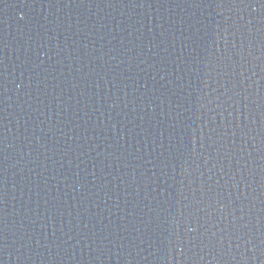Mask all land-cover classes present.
<instances>
[{
  "label": "water",
  "instance_id": "95a60500",
  "mask_svg": "<svg viewBox=\"0 0 264 264\" xmlns=\"http://www.w3.org/2000/svg\"><path fill=\"white\" fill-rule=\"evenodd\" d=\"M0 264H264V0H0Z\"/></svg>",
  "mask_w": 264,
  "mask_h": 264
}]
</instances>
